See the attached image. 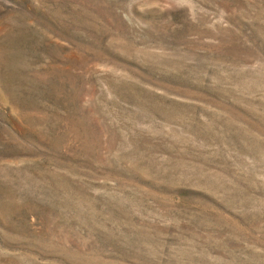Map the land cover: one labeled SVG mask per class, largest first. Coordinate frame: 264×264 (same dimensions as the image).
Listing matches in <instances>:
<instances>
[{"label":"rangeland","instance_id":"obj_1","mask_svg":"<svg viewBox=\"0 0 264 264\" xmlns=\"http://www.w3.org/2000/svg\"><path fill=\"white\" fill-rule=\"evenodd\" d=\"M0 264H264V0H0Z\"/></svg>","mask_w":264,"mask_h":264}]
</instances>
